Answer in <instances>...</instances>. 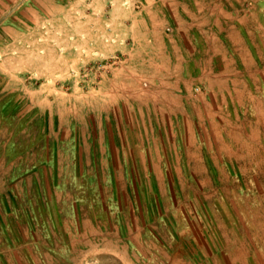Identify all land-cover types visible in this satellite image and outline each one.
<instances>
[{
    "label": "rangeland",
    "instance_id": "rangeland-1",
    "mask_svg": "<svg viewBox=\"0 0 264 264\" xmlns=\"http://www.w3.org/2000/svg\"><path fill=\"white\" fill-rule=\"evenodd\" d=\"M0 264H264V0H0Z\"/></svg>",
    "mask_w": 264,
    "mask_h": 264
},
{
    "label": "crops",
    "instance_id": "crops-1",
    "mask_svg": "<svg viewBox=\"0 0 264 264\" xmlns=\"http://www.w3.org/2000/svg\"><path fill=\"white\" fill-rule=\"evenodd\" d=\"M170 108V107H169ZM175 111V110H174ZM169 114V113H168Z\"/></svg>",
    "mask_w": 264,
    "mask_h": 264
}]
</instances>
